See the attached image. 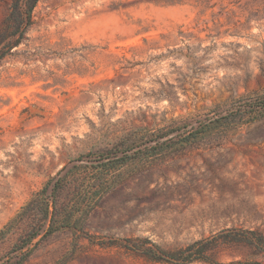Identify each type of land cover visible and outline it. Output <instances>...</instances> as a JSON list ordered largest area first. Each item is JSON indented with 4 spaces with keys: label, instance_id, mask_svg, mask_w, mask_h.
Wrapping results in <instances>:
<instances>
[{
    "label": "rangeland",
    "instance_id": "374dc122",
    "mask_svg": "<svg viewBox=\"0 0 264 264\" xmlns=\"http://www.w3.org/2000/svg\"><path fill=\"white\" fill-rule=\"evenodd\" d=\"M14 2L0 264H173L157 250L264 236V0H20L11 17ZM208 259L187 264L264 250Z\"/></svg>",
    "mask_w": 264,
    "mask_h": 264
},
{
    "label": "trees",
    "instance_id": "16d2710c",
    "mask_svg": "<svg viewBox=\"0 0 264 264\" xmlns=\"http://www.w3.org/2000/svg\"><path fill=\"white\" fill-rule=\"evenodd\" d=\"M37 0H31L30 4L34 6ZM20 0H15L11 9V17L18 13ZM29 11V10H28ZM224 236L226 240L219 241V237ZM231 242L242 243L248 246L264 250V236L254 231H246L241 235L232 237L230 234L219 233L206 239L196 241L189 246L173 253L157 250L158 260L173 264H187L194 261H208L220 244ZM257 264V263H254Z\"/></svg>",
    "mask_w": 264,
    "mask_h": 264
}]
</instances>
